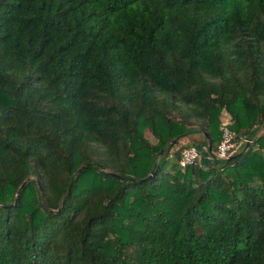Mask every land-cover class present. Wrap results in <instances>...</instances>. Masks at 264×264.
Instances as JSON below:
<instances>
[{
  "label": "trees",
  "instance_id": "1",
  "mask_svg": "<svg viewBox=\"0 0 264 264\" xmlns=\"http://www.w3.org/2000/svg\"><path fill=\"white\" fill-rule=\"evenodd\" d=\"M0 264H264V0H0Z\"/></svg>",
  "mask_w": 264,
  "mask_h": 264
},
{
  "label": "built area",
  "instance_id": "2",
  "mask_svg": "<svg viewBox=\"0 0 264 264\" xmlns=\"http://www.w3.org/2000/svg\"><path fill=\"white\" fill-rule=\"evenodd\" d=\"M221 138L214 151L217 157L227 158L242 149L249 139L242 133L231 129L230 123L224 121L220 126ZM200 156V149L197 145H185L181 150L179 163L181 166L192 164Z\"/></svg>",
  "mask_w": 264,
  "mask_h": 264
},
{
  "label": "rangeland",
  "instance_id": "3",
  "mask_svg": "<svg viewBox=\"0 0 264 264\" xmlns=\"http://www.w3.org/2000/svg\"><path fill=\"white\" fill-rule=\"evenodd\" d=\"M224 121H228L229 123L232 122L231 120V116L230 114L225 110L223 109L222 112H221V121H220V126L221 124L224 122ZM144 134L147 138H150L151 140H154L153 138V135L152 133L150 132L149 128H145L144 130ZM185 140H187V143L190 141L188 138H186ZM178 147V146H177ZM174 149V148H173ZM204 157H206L207 155L205 154H202Z\"/></svg>",
  "mask_w": 264,
  "mask_h": 264
},
{
  "label": "water",
  "instance_id": "4",
  "mask_svg": "<svg viewBox=\"0 0 264 264\" xmlns=\"http://www.w3.org/2000/svg\"><path fill=\"white\" fill-rule=\"evenodd\" d=\"M208 148H209V149L211 148L210 144L208 145ZM233 156H235V154L229 156L228 158H232ZM24 184H25V181H24V182L18 187L17 192L20 190V188H21Z\"/></svg>",
  "mask_w": 264,
  "mask_h": 264
}]
</instances>
